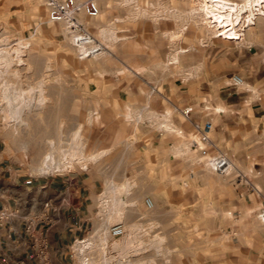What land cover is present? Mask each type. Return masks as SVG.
Here are the masks:
<instances>
[{"label": "rangeland", "instance_id": "obj_1", "mask_svg": "<svg viewBox=\"0 0 264 264\" xmlns=\"http://www.w3.org/2000/svg\"><path fill=\"white\" fill-rule=\"evenodd\" d=\"M96 1L99 15L82 13L80 20L93 47L101 48L98 54L86 56L65 23L48 20L47 0H0V48L11 57L9 63L0 60L1 148L29 175L80 176L96 182L94 225L122 222L126 229L114 243L117 264H264L260 216L264 207L252 211L249 206L239 218L216 210L213 217L197 216L206 204L196 201L201 189L190 179L187 164H203L210 180L227 178L232 170L214 171L209 161L217 151L208 154L200 143L196 152L176 159L182 164L181 178L176 180L173 154H168L165 166L164 151L151 138L158 129L154 120L162 112L147 103L172 96L177 80L184 84L195 79L210 54L216 58L225 54L231 78L240 75L246 82L237 67L252 54L248 47L264 45V17L228 30L208 15L214 6H222V0ZM20 46L21 59L16 56ZM41 84L45 105L29 112ZM251 94L240 92V96ZM185 108L193 112V107ZM221 108L233 125L240 115L254 118L252 111H242V105ZM160 122L172 130L164 118ZM260 123L251 122L245 131V155L238 156L237 140L218 146L235 155L252 181L258 159L248 151L264 147ZM233 132L237 134V129ZM49 141L55 143L57 157L72 162L40 174L35 169Z\"/></svg>", "mask_w": 264, "mask_h": 264}, {"label": "crops", "instance_id": "obj_2", "mask_svg": "<svg viewBox=\"0 0 264 264\" xmlns=\"http://www.w3.org/2000/svg\"><path fill=\"white\" fill-rule=\"evenodd\" d=\"M258 47L264 48V45L248 47L252 54L244 56L237 67L238 72L245 75L243 85L246 89H235L231 78L232 68L225 54L218 58L210 54L206 56L204 70L200 74L196 71L195 79L193 77L184 84L178 80L175 82L172 96L148 99L149 106L157 107L162 112L159 116L171 125L172 130L165 129L166 124L161 127L160 122L163 118L155 119L158 129L151 138H155L159 148L164 151L165 166L168 154H173L176 180L181 178L178 176L182 170L179 157L183 153L196 152L200 143L204 144L203 148L208 154L216 149L214 156L223 153L232 162V172L227 178L211 180L206 178L203 164H187L190 179L196 180L202 193L196 201L206 204L204 212L203 209L197 210V216L213 217L216 210L221 211L222 216L226 214L239 218L249 206L253 207L252 211L264 207V147H253L248 151L258 159L253 168V181L235 162L234 154L218 149V146H226L237 140L238 156L245 155L248 149L243 141L244 134L251 122H261L259 126L264 138V49ZM244 90L252 94L240 96ZM234 105H242L245 108L242 111H252L254 118L243 114L239 116L237 125L231 124L230 115L223 113L221 107ZM186 106L193 107L188 119L182 113ZM207 122H211L213 127L207 132L209 140H203L194 124L204 126ZM235 129L237 134L233 132ZM193 142L198 145L194 149ZM96 185L90 178L80 176L29 175L17 167L0 145V264H78L71 247L76 240L85 237L94 225L98 209ZM215 204L218 209H215ZM29 223L36 229L37 244L43 238L47 241L46 259H39L35 254L34 238L26 231Z\"/></svg>", "mask_w": 264, "mask_h": 264}, {"label": "built area", "instance_id": "obj_3", "mask_svg": "<svg viewBox=\"0 0 264 264\" xmlns=\"http://www.w3.org/2000/svg\"><path fill=\"white\" fill-rule=\"evenodd\" d=\"M47 6L48 20L65 23L71 33L76 35L75 45H77V42L86 41L90 37L80 20V15L84 13L89 17H96L100 13V6L96 0H87L85 2L79 0H47ZM95 46L96 48L90 49L83 54L86 56L93 55L98 51L99 45L96 44ZM244 82V78L240 75L233 76L234 85H242ZM182 113L189 117L191 109L185 108ZM194 126L201 132L203 140H209L207 132L213 127L211 122L205 123L204 126L195 123ZM209 165L219 174L228 173L232 168L231 160L223 153L214 156L209 161ZM107 202L106 199L102 200L106 208L108 207ZM146 203L149 207L153 205L151 199H148ZM48 205L47 203L46 206ZM104 212H107V210H104ZM4 216L5 213L2 214V217ZM260 216L264 219V208ZM26 231L34 238L33 248L36 256L39 259H46L47 241L43 238L37 244L38 239L35 238L34 234L36 229L32 223L27 224ZM125 234L126 229L122 222L109 225V221H104L102 225H92L85 237L76 240L72 244L71 253L78 264H117L119 257L114 243L116 239L121 238Z\"/></svg>", "mask_w": 264, "mask_h": 264}, {"label": "bare ground", "instance_id": "obj_4", "mask_svg": "<svg viewBox=\"0 0 264 264\" xmlns=\"http://www.w3.org/2000/svg\"><path fill=\"white\" fill-rule=\"evenodd\" d=\"M239 2V1H238ZM236 4V5H235ZM214 21H216L220 26H223L224 28L230 30L232 28L239 27L240 25H247L250 26L252 24H255V19L259 16L264 17V7H263V0H242V3H237L236 1L231 0H222V6H214L211 13H209ZM232 27V28H231ZM67 29V26H66ZM68 30V29H67ZM103 35V34H102ZM110 35V34H109ZM230 35V34H229ZM228 35V36H229ZM105 36V35H104ZM231 36V35H230ZM75 37L76 35H73L72 40L75 43ZM112 37V36H111ZM5 40V39H3ZM92 38L89 37L86 41L77 42V45L83 53L87 52L89 47L91 49L96 48V46L93 47L91 44ZM7 43V42H6ZM88 44H91L89 47H87ZM100 46L98 47V51L94 53V55L98 54L100 51ZM17 55L21 59V46L16 50ZM173 56V55H172ZM171 56V57H172ZM174 58V57H173ZM23 59V58H22ZM0 60H2L5 63H9L11 60V57L9 53L3 49L0 48ZM12 63V62H11ZM24 63V62H23ZM173 64V63H172ZM10 66V65H9ZM245 83V82H244ZM243 83V84H244ZM242 84V85H243ZM41 84L40 86H42ZM47 87V86H46ZM36 96L34 97L33 106L29 110H38L41 106L45 103V90L42 86L40 90H36ZM19 98V96H18ZM33 98V97H32ZM47 99V98H46ZM63 100V99H62ZM29 101V100H28ZM69 101V100H68ZM32 102V100H31ZM30 102V103H31ZM51 102V100H50ZM45 105V104H44ZM60 109V108H59ZM58 111V110H57ZM12 112V111H11ZM17 112V111H16ZM20 112V118L23 122V109L19 110ZM64 113V112H63ZM62 113V114H63ZM52 114V113H51ZM50 124V123H49ZM33 126V125H32ZM25 128V126H24ZM54 135V134H53ZM76 135H80L78 132ZM79 137V136H78ZM77 137V138H78ZM76 138V137H75ZM71 139V138H70ZM74 141V140H73ZM49 149L47 150L46 154L43 156L40 164L37 166L35 170H37L40 174L43 173H49L53 172L56 169L61 168L62 166L68 165V163H71L72 161L68 160L66 161L64 157H57L55 154L54 148L56 147L55 143L53 141H49ZM47 145V144H46ZM48 146V145H47ZM74 149V148H73ZM58 150V149H57ZM60 152V151H59ZM75 154V152H73ZM72 153V154H73ZM61 154V153H60ZM66 154V153H65ZM43 155V154H42ZM70 158V157H69ZM72 159V158H71ZM76 160V159H75ZM94 160V159H93ZM70 161V162H69ZM86 163V162H85ZM63 164V165H62ZM62 165V166H61ZM114 191V190H113ZM119 202V200H118ZM117 204V202H115ZM114 206V205H113ZM117 206V205H116ZM114 208V207H113ZM116 211L119 212V208L115 207ZM108 215V214H107ZM116 215V214H115ZM110 217V216H109ZM111 223V222H110ZM130 241V240H129ZM125 242V241H124ZM127 242V241H126ZM128 243V242H127Z\"/></svg>", "mask_w": 264, "mask_h": 264}]
</instances>
